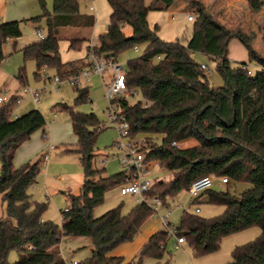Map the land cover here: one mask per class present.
Here are the masks:
<instances>
[{
	"label": "trees",
	"instance_id": "16d2710c",
	"mask_svg": "<svg viewBox=\"0 0 264 264\" xmlns=\"http://www.w3.org/2000/svg\"><path fill=\"white\" fill-rule=\"evenodd\" d=\"M176 0H106L110 15L106 32L97 37V44L87 48L98 58L117 61V57L133 47L144 46L142 56L126 63L125 84L137 90L142 100L130 104L123 97L111 101L129 125L133 137H143L140 148L146 162H156L171 173L166 182L155 181L149 195L157 196L162 205L190 184L204 176L225 178L224 191L212 188L203 191L193 203L204 197V203L224 207L215 217L202 218L183 210L176 236L183 238L193 257L216 252L221 241L235 233L258 227L260 235L253 241L236 246L232 261L227 264H264V57L251 46V38L237 28L228 29L207 9L194 0H185L193 16L192 33L186 44L162 41L157 27L147 22L149 11H167ZM81 0H53L51 13L31 18L37 23L45 19L46 37L22 50L23 61H33V77L43 70L60 79L77 76L88 68L89 60L62 63L58 39L52 34L56 27L94 26L91 14L80 12ZM250 9L258 12L264 0H247ZM21 22L0 24V44L21 35ZM129 30L130 34H125ZM239 41L247 51L248 62H256L260 71L251 75L247 63L231 67L228 44ZM81 41H69L70 50H79ZM202 53L216 62V70L224 86L210 87L201 65L192 59ZM17 79L26 82L25 66ZM75 105L85 103L88 88L75 86ZM60 105V104H59ZM18 98L10 97L0 104V195L5 204L0 218V264H9L10 251L17 252L13 264H65L56 249L63 237H85L92 244L90 256L81 264H141L145 258L160 261L169 240L165 229L153 234L131 262L108 254L132 242L152 210L135 204L127 213L121 207L94 217V209L104 195L124 182L119 172L105 176L104 169L93 167L96 141L104 126L95 114L69 112L72 134L76 139L73 152L83 169V182L78 195H69L68 206L61 211L62 224L44 220L46 202H36L28 189L40 174L39 162L13 165L17 149L31 135L44 128L46 121L38 110L15 116ZM194 139L196 145L181 148L180 143ZM172 143L176 145L173 146ZM69 152V151H68ZM250 185L238 195L231 194L230 184Z\"/></svg>",
	"mask_w": 264,
	"mask_h": 264
},
{
	"label": "rangeland",
	"instance_id": "374dc122",
	"mask_svg": "<svg viewBox=\"0 0 264 264\" xmlns=\"http://www.w3.org/2000/svg\"><path fill=\"white\" fill-rule=\"evenodd\" d=\"M45 3L43 9L40 7V2ZM14 0L9 3L11 8H17V12L28 10L34 3V8L37 9V13H50L52 10L53 0ZM240 3L236 4L240 7V11L232 14L231 17H225V21L236 27L246 36L251 38V46L256 52L264 53V7L258 12H253L248 3L245 0H239ZM152 0H144L146 6H148ZM198 2V1H197ZM200 3V2H198ZM201 4V3H200ZM203 5V4H201ZM90 2L81 1L79 9L81 13L91 14L96 19V31L99 35L104 34L106 31L109 18V7L106 0L95 1V12L89 10ZM190 6V5H189ZM207 6L213 11V17L215 14L221 11L220 7H226L224 4L220 6L214 3V0H208ZM43 10V12H42ZM226 9H222V14ZM175 13L173 10L168 11H149L147 14V22L151 29L157 27V33L159 38L164 42L178 41L180 44L185 45L192 33V23L183 20V16L178 15L176 18H170V15ZM187 14H190L187 13ZM234 15V17H233ZM37 15H33L35 17ZM216 19V18H215ZM217 20V19H216ZM219 21V20H218ZM24 23V22H23ZM22 23V24H23ZM23 31L25 34L34 32L32 25L29 23L24 24ZM23 25V26H24ZM44 26V23L41 24ZM238 44L232 43L228 47V59L231 61V67H238L240 63L245 59H241L248 56L244 46L237 41ZM58 46L61 48L62 44L58 42ZM95 46V45H94ZM93 47V46H92ZM145 52L144 46H138L137 51L133 48L121 53L117 57V65L122 67L123 72H126V63L128 60L138 58ZM192 59L199 65H204L206 69L204 74L210 87L219 88L224 86L222 77L216 70V62L202 53H193ZM22 64L21 54L13 53L8 57L6 63L0 64V85L3 82H10V89L16 88L18 85L12 81L11 76L17 71V68ZM247 68L251 75H255L260 71V67L256 62H247ZM86 69V68H85ZM25 71L27 76V87L40 92V102L36 105L38 110L44 117L46 124L44 128L34 133L33 152L27 161L16 163L14 167L18 168L26 162H39L40 174L37 177L36 183L28 189V194L32 196V199L36 202H46L47 210L43 215V218L54 222L61 227V211L68 206L69 195H78L80 187L83 182V169L80 164L78 155L73 152L76 145V139L72 134L69 112L64 110L63 106L59 104H65L71 108L74 112L84 114H95L99 120L101 126H104L99 133L96 141L95 157L93 160V167L102 169L100 161L106 158L104 165V174L111 176L121 171L119 162L115 157L116 149L115 143L119 140V134L115 127L109 126L108 121V107L109 102L105 97L104 85L108 83V75L106 73L102 78L99 75L92 74L89 79H80L78 85L79 88H88V98L85 103L75 105V86L63 82L59 87H55L50 81L46 80V76L53 77L54 74L50 71L43 70L39 78L45 80V83L37 81L33 77L35 71V64L33 61H27L25 63ZM66 79V78H65ZM64 80V79H61ZM25 87V86H24ZM23 87V88H24ZM129 96L126 100L130 104H134L142 100V96L137 90H129ZM6 92V91H1ZM125 99V98H124ZM44 131V135L42 133ZM140 142V147L145 146L146 140L143 137H137ZM196 145L194 139H188L180 143L181 148H187ZM53 146V149H50ZM69 151V152H68ZM47 158L44 160V156ZM43 156V157H42ZM152 168L150 169V178L155 181L168 180L171 175L170 172L164 170L156 162H151ZM103 176V175H102ZM212 189L216 191H224L227 186L220 183V178H212ZM250 185L245 182H239L230 184L228 186L231 194L238 195ZM175 205H180L185 211H194L195 208L200 210L198 216L202 218H211L220 215L224 207L218 205H210L204 203V200H200L198 203L189 201L187 191H182L172 198L166 200V206L159 208L161 215L165 214L169 208L173 209ZM121 207V213L127 214L134 206V199L130 196H121L119 188L116 187L108 191L104 196L103 203L96 207L93 212L94 217L103 215L108 210ZM183 210L170 212L168 222L173 228L178 227L179 219ZM5 204L1 201L0 195V218H4ZM152 220L157 218L151 217ZM163 228V227H162ZM165 229V228H163ZM261 231L258 227L250 228L248 230L232 234L224 238L220 247L216 252L201 256L193 257L191 249L187 243L175 248L174 238L169 237L166 253L162 260L156 261L150 258H145L142 264H227L232 261V250L236 246H241L255 240ZM60 255L65 259L81 264L91 254L92 244L88 238L85 237H63L58 247L56 248ZM18 258L17 252L12 250L9 252L7 261L9 264L16 262Z\"/></svg>",
	"mask_w": 264,
	"mask_h": 264
},
{
	"label": "crops",
	"instance_id": "0c3cea01",
	"mask_svg": "<svg viewBox=\"0 0 264 264\" xmlns=\"http://www.w3.org/2000/svg\"><path fill=\"white\" fill-rule=\"evenodd\" d=\"M11 1H14V0H0V24L6 23V22H12V21L21 22V24H20L21 35L18 38L7 39L4 43L0 44V64L6 63L8 57L11 56L13 53H17V54L20 53L21 54L22 64L17 68V71L10 78L12 81L16 82V84L18 86L14 89H10V82H8V81L3 82V84L0 85V92L6 91L9 97L15 96L18 98L19 102H18V106L15 109V116H20V115H23V114L31 111V110H34V109L36 110V105L39 104V103L34 104L31 97L23 92V87L24 86L27 87V84H26L27 83V76H26L25 84H21L19 82V80L17 79V75H18V71H19L20 67L22 65L25 66V63L27 62V61L26 62L23 61L22 50L25 47L40 41L39 37L36 34V31H40L44 35V37H46L47 29L45 26V19L44 18H42L37 23L32 22L30 20L31 18H34L33 15H37L35 17H39L45 13L44 12L42 14H34V13H37V9L34 8V3L32 4V7L29 10L26 8L25 12H23V11L17 12V10H16L17 8H11V6H9V3ZM30 1L32 3V0H29V2ZM39 1H41V0H39ZM81 1H89L90 2L89 10L91 12L92 11L95 12V9H96L95 1L96 0H81ZM194 1H198L201 4H203V6L207 9V11L211 15H213V11L207 6L208 0H194ZM245 1L247 2V0H245ZM42 3H43L42 1L39 3L41 9H43V7L45 6V3L43 5H42ZM214 3L218 4L219 6L221 4H224V6L226 5V7H220L221 11H219L218 13L215 14V16H216L215 18L217 20H219V22H221L228 29L236 28V27H233V25L229 24L227 21H225V17H227V18L231 17L232 14L240 11V7H238L236 5V4L240 3V1L239 0H214ZM190 9L191 8H190L188 2H186L185 0H176L168 10H173L178 15L179 14L180 15H186L187 13L190 12ZM222 9H226L224 14H222ZM109 11H110V8H109ZM42 12H43V10H42ZM46 13H48V12H46ZM177 14H176V17H177ZM233 17H234V15H233ZM183 20L185 21L186 19H183ZM26 23H29L30 25H32L35 33L31 32L30 34H25L22 27H25L24 24H26ZM42 23H44L43 27L41 26ZM95 25H96V22H95L94 26H89V27L66 26V27L53 28L52 34L58 39L60 44H62L61 48L59 47V56H60L62 63L88 60L87 48L92 47V46L97 44V37H98L97 33H99V32L96 31ZM104 32H106L105 29H104ZM125 34L129 35L130 31L125 30ZM71 40H78V41L82 42V45H81L79 50H70L69 49V47H68L69 41H71ZM232 43L238 44L237 40L233 39L229 42L228 47ZM258 54L261 57H264V53H262V54L258 53ZM241 59H245L244 61H246V63L248 62V56H246V57L243 56V58H241ZM36 80L39 82H42L43 84L45 83V80H43L42 78H38ZM58 87L59 86H57V88ZM43 135H44V131L42 133V136ZM31 138H34V134L31 135V137L29 138L28 141L21 144V146L17 149L15 156H14V160H13V164L15 166L17 165L16 163L20 164L21 162L27 161L26 159H29V157H31L32 152H33V143H32L33 141H31L32 140ZM26 163H31V162H26ZM102 167H103V169H105L104 166H102ZM105 176L106 175L103 174V177H105ZM170 179H171V175L169 176L168 180H164V181H169ZM202 199L205 200L204 197H201L199 199V201ZM165 206H166V204L162 205V207H164V208H165ZM176 206L181 207V209H179L178 211L184 210V208L182 206H180V205H176ZM192 212H194V211H192ZM199 213H200V210H199ZM44 220H46V219H44ZM161 229H163V228L161 227L159 220L158 219L152 220L150 217L147 221H145L143 223V225L139 229L138 234L136 235V237L134 238V240L132 242L125 243V244L119 246L118 248H116L115 250L110 252L108 255L109 256H120V257H123L125 262H131L137 256L140 249L142 248L144 243L149 239V237H151L153 234H155L156 232H158ZM174 241H175V239H174ZM183 244L184 243L178 244L176 246L175 242H174L175 248H177L178 246H182Z\"/></svg>",
	"mask_w": 264,
	"mask_h": 264
},
{
	"label": "built area",
	"instance_id": "2783aa9c",
	"mask_svg": "<svg viewBox=\"0 0 264 264\" xmlns=\"http://www.w3.org/2000/svg\"><path fill=\"white\" fill-rule=\"evenodd\" d=\"M170 17L171 19L176 18V14L173 13ZM184 18L189 22L193 21V16L191 14H186ZM36 34L40 40L45 38L40 31H36ZM133 49L137 51L136 46L133 47ZM88 60L91 65L82 70L77 76L69 77L64 80H61L57 76H53L52 78L46 76V80L50 81L55 87L63 82L78 86L81 78L87 80L92 74L99 75L103 78L106 73H109V82L104 85L105 97L109 103L118 97L126 99V97L131 94H129L125 84V73L123 72L122 67L117 65L116 61L98 58L92 52L89 54ZM201 69L205 70L206 67L201 65ZM23 92L31 97L34 104L40 102L41 97L38 90L24 87ZM9 98L7 92L0 93V104L6 102ZM108 121L109 126L115 127L119 134V140L115 143V157L119 162L121 169L120 172L124 174V182L118 186L120 195L130 196L134 199L135 204H144L149 207L152 210V217L157 218L161 227L165 228L167 235L175 239V245L177 246L178 244L184 243L183 238H178L176 236V228H173L167 220L170 212L179 210L181 207L175 205L173 209L169 208L166 214L161 215L159 213V208L162 207L159 198L157 196L149 195L151 188L155 184V180H151L149 176L150 169L152 168L151 162L145 161V155L140 152L141 147L139 145V139L130 135L129 125L124 116L121 115L120 111L112 106V104H109L108 107ZM172 145L175 146L176 144L172 143ZM53 148V146H50V149ZM43 158L45 160L47 156L45 155ZM106 161V158H104L100 161V164L104 166ZM212 178L213 177L211 176H204L193 181L187 190L189 201L196 199L203 191L210 189L213 185ZM220 182L222 184L228 183L225 178H220ZM194 213L198 214L199 209L195 208ZM62 258L65 264H78L75 261L65 259L63 256Z\"/></svg>",
	"mask_w": 264,
	"mask_h": 264
},
{
	"label": "water",
	"instance_id": "95a60500",
	"mask_svg": "<svg viewBox=\"0 0 264 264\" xmlns=\"http://www.w3.org/2000/svg\"><path fill=\"white\" fill-rule=\"evenodd\" d=\"M44 3H42V5H43Z\"/></svg>",
	"mask_w": 264,
	"mask_h": 264
}]
</instances>
